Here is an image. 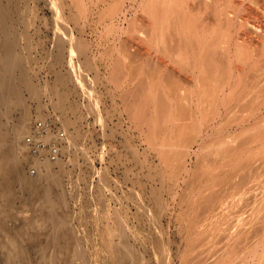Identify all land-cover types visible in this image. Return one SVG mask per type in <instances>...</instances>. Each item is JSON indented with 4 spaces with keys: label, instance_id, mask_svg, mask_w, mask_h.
I'll return each instance as SVG.
<instances>
[{
    "label": "rangeland",
    "instance_id": "374dc122",
    "mask_svg": "<svg viewBox=\"0 0 264 264\" xmlns=\"http://www.w3.org/2000/svg\"><path fill=\"white\" fill-rule=\"evenodd\" d=\"M20 1L25 16L18 22V53L40 90L41 102L23 90L31 117L28 130L14 136L26 147L12 161L24 159L18 172L22 178L42 168V160L25 141L37 120L52 125V141L58 139V130L65 132L62 155L52 162L54 169L64 164L62 190L69 201L61 212L80 246L75 262L121 264L108 246L109 230L119 214L135 248L136 264H264V74L259 68L264 34L250 24L245 29L229 21L234 42L229 47L222 41L228 30L219 24L229 4L233 10L242 3L237 11H247L251 23H262L264 13L249 0H187V20L198 25L197 34L206 42L204 57L192 30L177 40L176 32L160 30L164 23L159 19V28L150 29L154 18L144 8L149 0ZM146 29L159 36L157 43L154 37L148 41ZM133 31L140 38L136 42L131 40ZM227 47L235 60L236 51L242 52L236 60L241 69L227 73L228 89L218 96L214 89L221 73L216 65L228 64L223 55ZM198 61L212 65L203 67L209 73L200 67L193 70ZM77 66L83 72L80 82ZM135 86H140V97L133 99L136 104L128 103L125 93ZM56 92L68 105L63 112L54 106ZM39 102L44 105L41 118ZM15 107L2 119L8 130L21 114V106ZM224 142H233L234 149L224 151ZM248 158L251 162L246 163ZM19 186L3 221L21 248L36 244L29 248L28 259L35 264L47 238L36 226L28 228L37 222V202ZM217 199L221 207L214 204ZM0 202L1 209V197ZM27 228L36 234V242L27 239ZM6 242L0 228V264H26L18 256L12 262L5 259Z\"/></svg>",
    "mask_w": 264,
    "mask_h": 264
},
{
    "label": "bare ground",
    "instance_id": "6f19581e",
    "mask_svg": "<svg viewBox=\"0 0 264 264\" xmlns=\"http://www.w3.org/2000/svg\"><path fill=\"white\" fill-rule=\"evenodd\" d=\"M186 1L187 0H153L151 2L149 0V4L147 5V7L144 6L148 15L152 19L154 18V22H153V24H151V28L150 27L149 28L154 31V29L158 26L157 24L159 22H160V25H161V23L162 24L164 23V25H161L160 30L162 28L166 29L164 31L162 30V32H164L166 34L167 32H165V31H167V29H169L170 32H172V33L169 32L171 35H174V32H176L177 37H175V36L174 37L177 38V40L180 39L181 34H185V31L187 29L190 30V33L192 30V33H193L192 40L196 41V44H195L196 48H197V50H199V52L201 54V51L204 49V46H206L205 45L206 42L204 43V41L201 39L202 37H199V35L197 34L198 25H195L194 23L190 22V21H192V19L189 22L187 20V17L189 18V15H188L187 8L185 7L187 4ZM249 1H250V3H252V5H255V7H257L262 13H264V0H249ZM20 2H21L20 0H8V1L0 0V58H1L0 70L2 71V73H0V194H1L0 197H1V199L4 200V204H3L2 208L0 209V217H1L0 228H1V232L6 236V239H7V242L4 245L5 259L9 262H12L15 259V256H18L17 258H19V259L25 258L24 260L27 262L24 261V263L32 264V263H30L31 260L30 261L28 260L30 258V249L29 248L36 245V244H32V246H31V242H30L29 247H27L28 245L27 246L25 245L27 248L24 246L25 249L23 247H22L23 248L22 249L18 244H16L14 242L15 238L13 241V237L11 238L12 230L8 229L5 222L3 221L5 218L8 217L6 211H8V208L11 207V205H13L15 197L18 196L17 191L15 189H16V185L18 187V184H19L20 185L19 188L21 189L20 191L23 190V191L27 192L30 195V197H32V199H33L32 203L34 202V200L37 202V204H36V206L38 207V218L36 220L37 222H35V224L33 226L31 224H29L30 223L29 222L28 228L32 227V229H34L33 227L36 226L37 230H39V232L41 231L40 234L43 233L45 235V237L47 238V240H46L47 243L46 244L44 243L45 245H43V246L41 245V247L38 248V251L40 253V257L35 264H89V263H86V260H82V261L80 260L81 262H77V261L75 262V260H74L75 256H78L80 258V249H79L80 246L78 244L74 230L70 226L68 219H66L67 216H64L61 212V210L68 205V201H69L66 198V194H64V191L62 190V180H63L62 176L63 175L61 176L62 172H61L60 168L62 166H60V165H62L63 163L61 162L62 164L59 165V169H54V164H55L54 162L50 161L49 159H41L42 160L41 162L38 161L39 162L38 167L42 166V168H40V171L38 172V174H36L30 178H27V176L26 177L24 176L25 178L24 177L22 178L21 175L18 174V172H19L20 166H22V164L24 165V159L19 158L16 160L14 159L15 160V161L13 160L14 162L12 161V156H19L20 153L26 147V146L25 147L20 146L16 142L14 136L19 132L26 131V129L28 130V125H29L28 122H29V119L31 117V112H30L29 108L26 107V104H25L26 100H24V98L22 97V94H23L22 92L25 89L26 91H28V94L30 95L32 100H35V101L41 100V99H39V98H41V96L39 95L40 90L38 91L36 88L37 85L31 81V77H33V76H31L29 73L28 74L31 77L28 76V74L26 72L27 68H25L26 62L23 60L22 55L18 53V50L20 49L19 48L20 47V41H19L20 31L18 30V22L23 21L22 19L25 16V15L23 16V14H22V12L24 13L25 11L22 10V5ZM240 4H242V3H239L238 7H237V3H236V8L233 7L235 10L230 9L229 8L230 4H229L228 7H226V9L223 10V12H222L223 17L221 16L222 17L221 22L219 21L220 22L219 24H221V27H223L225 30H228L227 31L228 33L224 32L225 35L228 36L227 37L228 40L227 39L222 40L223 42H226L227 45L231 43V40H233L231 37L232 32L230 31L231 23H229V21H231L232 23L240 22V25L244 24L243 28H245V29H247L248 25L250 24V26L255 28V31L257 29H259V31L261 30L264 34V21L262 23H261V21H254V23H251L250 19H248V16L246 15L247 11H245L244 14L239 13L240 10L237 11L238 10L237 8L240 7ZM231 7H232V5H231ZM219 8H221V7H219ZM21 10H22V12H21ZM31 13H33V12H31ZM220 13H221V11H220ZM30 16L31 15H29L28 18ZM214 16H216V18H217V16H219V15L215 14ZM156 19L157 20L159 19L160 21L157 23ZM25 22H26V20H25ZM21 24H23V26H24V23H21ZM26 26H28V25H26ZM162 26H164L165 28ZM204 26H207V25L204 24ZM213 27H214V25H213ZM158 28H159V26H158ZM208 28H210V27L208 26ZM147 29H146V31H147ZM150 29H149V31H147L145 33H148V36H147L148 41L153 42L152 39H154L157 36V34L155 33L156 34L155 37L152 36L149 33V32H151ZM241 29H242V27H241ZM156 30H155V32H156ZM160 30H159V32L161 33ZM237 30L238 29H236L235 31H237ZM136 31H133V34H132L131 40H133V42H136L140 39L138 34L135 33ZM138 31H137V33H138ZM153 31H152V34H154ZM202 32H203V30H202ZM164 33H162V35H164ZM159 35L161 37V34H159ZM262 36L264 38V35H262ZM157 37H159V36H157ZM203 37H204V35H203ZM156 38L154 39V40H156L155 43H157L159 41ZM162 39L164 40L163 36H162ZM260 39H261V37H260ZM212 40H213V38L211 39V41ZM214 40H217V38ZM59 41H60V39H59ZM173 41L176 42V40L174 38H173ZM207 41L210 42L209 39ZM160 42H162L161 39H160ZM165 42H167V41H165ZM262 42H264V41H262ZM214 43H215V41H214ZM233 43H231V44L234 45ZM224 47H225V45H224ZM235 47H237V46H235ZM178 48L180 49V46ZM178 48L176 51H179ZM227 49H229V48L227 47V48L223 49L224 50L223 55H224L225 59L227 58L226 60H228L227 61L228 64L225 63V65L221 66V65H216L215 64L216 62L214 63L217 66L216 68H218V70L220 69L219 71L221 73L220 78L217 79V82L215 85L216 88L214 89V92H217L218 96H221V94L226 91V88L229 85V81L231 79V76H227V73L229 71H231L229 73H233L232 71L239 72V70L241 69V67L239 66L240 63H239V65L237 63L241 60L240 54L242 52L239 51L240 48L238 50L239 52H237L236 51L238 49V47H237L235 50L236 55L234 54L235 57L237 56L240 59L239 61H236V60H238V58L236 60L233 59V55L231 54L232 52H230V49H229V51ZM213 52H214V50H213ZM238 53H240L239 54L240 57L237 55ZM176 54H177V56L181 57V54H178V52H176ZM176 54L175 55L173 54V56L175 57ZM206 54H207V52H206ZM207 55L210 56V54H207ZM195 56H196V54H195ZM195 56L193 55V58H196ZM202 56L205 57L206 55L203 54ZM199 57H200V55H199ZM58 58L60 59V56ZM234 60L236 61V63H234ZM14 61H16V62H14ZM188 64H190V62ZM180 66H182V63L180 64ZM205 66L211 67L212 65L209 64L208 62H207V64H204L203 62L200 63L198 61L195 63V65H194L195 69H193V70L194 71L199 70V69H197V67L198 68L200 67V72L203 73V71L205 72V70L208 71L207 69L203 68ZM232 66H233V68L229 70V67H232ZM214 68L215 67H213V70H214ZM259 68H261V70H262L260 73L264 74V58L259 63ZM80 70L81 69L79 66H77L75 68V75L77 76L76 80H79V82H80V80H83V79H81V74L83 72L81 71V73H80L79 72ZM209 71H208V73H209ZM202 73H200V74H202ZM195 75H197V73ZM82 77L84 78V76H82ZM218 77H219V75H218ZM85 78H86V76H85ZM58 80H61V79H58ZM195 80L198 83L201 81V80H199L198 75H197V77H195ZM83 84H85V82ZM40 87H42V86H40ZM56 88H59V87H56ZM52 90H53V88H52ZM87 90L88 89L85 88L86 92L90 91V90H88V91ZM45 91H47V90H45ZM50 91H51V89H50ZM140 91H141L140 86H135L131 89H128V91L125 93V94H128L127 95L128 98H126L128 103L131 102V100H133V99H135L137 101L138 97H140V95H139ZM192 91H194V90H192ZM52 92H54V91H51V95H52ZM42 93H43V91H42ZM125 94H124V96H126ZM56 97H57V101H56V103L54 102L55 103L54 106L56 108L61 109L63 112V110H66L68 105L66 104L65 99H63L62 93L56 92ZM135 100L132 101L133 104H136ZM40 102L38 103V105H39L38 110L40 112L38 116L41 118V117H43L41 109H42V106L44 107V105H42ZM16 105L21 106L20 108H22V110L20 111V109H18V111H20L21 114L17 115V116H19V118L17 117L18 120L16 119L17 122L13 123L14 124L13 127L11 126L12 129L9 128V130H8L5 126V124L3 123L2 119L4 120L5 117L10 115V113L12 112V109ZM19 106H16L15 110ZM134 107H135V105H134ZM140 107L141 106L139 105V108ZM64 120H66V119H64ZM65 123H67V121L64 122V125H65ZM7 127H9V126H7ZM260 136H262V135H260ZM223 144H225L224 145L225 147L227 144L226 150H224V151H230V150L234 149V147L231 148L232 144L234 146L233 142H232V144L229 142L228 143L224 142ZM228 153H230V152H228ZM253 153H251V154H253ZM248 156L252 157V155H248ZM248 162H251V160L249 158H248V161H246V163H248ZM59 163H57V164H59ZM63 169H64V167H63ZM67 173H68V171H67ZM22 174H25V173H22ZM17 182H18V184H16ZM212 192H213V190H212ZM29 201H30V199H29ZM218 202H220V201L217 199V200H215L214 204L217 205ZM216 205H214V206L216 207ZM218 205H219V207H221L220 203H218ZM122 218L123 217L119 216V214L116 215L115 224L109 230V236H111V237L108 240V246L119 258H121V264H136L138 257H137L134 246L129 242V231L124 226ZM114 227L116 228L115 231L117 232V235H116V233H113ZM24 231H25L26 235L28 236L27 239L31 238V241L33 239V242H36L35 241L37 238V237H35L36 234H34L33 232H30V229L24 230ZM241 233H242L241 230L236 232L237 235H240ZM233 237H235V236H233ZM78 257H77V259H79ZM81 257H82V255H81ZM23 259H21V261H23ZM86 259H88V258H86Z\"/></svg>",
    "mask_w": 264,
    "mask_h": 264
},
{
    "label": "built area",
    "instance_id": "2783aa9c",
    "mask_svg": "<svg viewBox=\"0 0 264 264\" xmlns=\"http://www.w3.org/2000/svg\"><path fill=\"white\" fill-rule=\"evenodd\" d=\"M52 130L49 121L37 120L33 124L25 141L31 146L36 158L57 161L61 157L63 142L67 136L64 131L58 130V139L52 141L50 140Z\"/></svg>",
    "mask_w": 264,
    "mask_h": 264
}]
</instances>
